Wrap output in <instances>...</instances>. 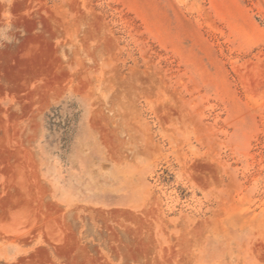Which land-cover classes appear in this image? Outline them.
I'll use <instances>...</instances> for the list:
<instances>
[{
    "label": "rangeland",
    "instance_id": "obj_1",
    "mask_svg": "<svg viewBox=\"0 0 264 264\" xmlns=\"http://www.w3.org/2000/svg\"><path fill=\"white\" fill-rule=\"evenodd\" d=\"M0 264H264V0H0Z\"/></svg>",
    "mask_w": 264,
    "mask_h": 264
},
{
    "label": "bare ground",
    "instance_id": "obj_2",
    "mask_svg": "<svg viewBox=\"0 0 264 264\" xmlns=\"http://www.w3.org/2000/svg\"><path fill=\"white\" fill-rule=\"evenodd\" d=\"M15 190H16V188H15ZM14 192H16V191H14ZM22 193V192H21ZM15 194V193H14ZM19 195V194H18ZM16 196H17V194H16ZM20 196V195H19ZM11 198V197H10ZM20 198V197H19ZM15 202H16V199H13ZM8 203H9V201H8ZM15 204V203H14ZM6 205H7V203H6ZM10 205V204H9Z\"/></svg>",
    "mask_w": 264,
    "mask_h": 264
}]
</instances>
